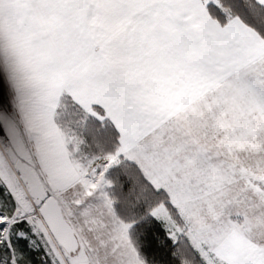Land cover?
Wrapping results in <instances>:
<instances>
[{
    "label": "snow or ice",
    "instance_id": "6c2138e0",
    "mask_svg": "<svg viewBox=\"0 0 264 264\" xmlns=\"http://www.w3.org/2000/svg\"><path fill=\"white\" fill-rule=\"evenodd\" d=\"M0 264H264V0H0Z\"/></svg>",
    "mask_w": 264,
    "mask_h": 264
}]
</instances>
